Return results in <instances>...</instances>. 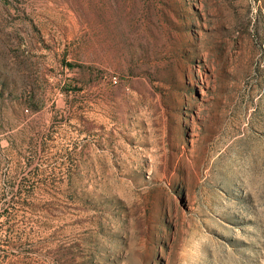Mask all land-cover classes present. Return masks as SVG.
Wrapping results in <instances>:
<instances>
[{"label":"rangeland","instance_id":"obj_1","mask_svg":"<svg viewBox=\"0 0 264 264\" xmlns=\"http://www.w3.org/2000/svg\"><path fill=\"white\" fill-rule=\"evenodd\" d=\"M0 264H264V0H0Z\"/></svg>","mask_w":264,"mask_h":264}]
</instances>
